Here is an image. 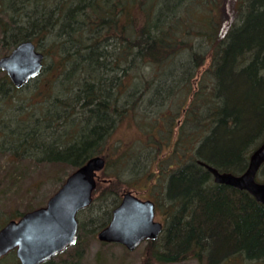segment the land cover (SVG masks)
Here are the masks:
<instances>
[{
    "label": "trees",
    "instance_id": "16d2710c",
    "mask_svg": "<svg viewBox=\"0 0 264 264\" xmlns=\"http://www.w3.org/2000/svg\"><path fill=\"white\" fill-rule=\"evenodd\" d=\"M231 1L0 3V12L11 23L0 27L6 52L29 40L40 50L46 41L63 66L61 89L53 90L48 100L42 98L52 104L34 115V121L45 118V128L21 124L25 115L18 107L22 129L9 127L7 135L4 123L0 126V133L13 139L7 150L35 156L38 162L64 164L72 172L90 158L104 156L102 173L111 183L102 188L98 182L94 196L102 190L88 208L115 200L105 213L108 219L89 221L94 222L89 230L93 236L109 224L120 204L119 195L129 186L126 171L132 181L146 182L155 197L146 199L164 215L161 235L147 242V264L191 259L197 264H264V205L246 191L216 184L197 163L241 173L251 153L264 143V0H236L226 23L222 8ZM24 87L16 88L6 74L0 81V99L9 100L11 88L18 93ZM178 90L183 96L177 101ZM147 102L156 111L143 109ZM138 113L142 116L136 143L143 149L116 152L120 146H109L114 130ZM82 229L85 223H79L76 245L57 256L71 257L58 264H81L88 246L81 241ZM0 264L21 263L11 252Z\"/></svg>",
    "mask_w": 264,
    "mask_h": 264
},
{
    "label": "water",
    "instance_id": "95a60500",
    "mask_svg": "<svg viewBox=\"0 0 264 264\" xmlns=\"http://www.w3.org/2000/svg\"><path fill=\"white\" fill-rule=\"evenodd\" d=\"M45 55L29 40L14 47L0 58V71L9 76L16 88L36 79L44 68ZM213 176L216 184L246 191L264 205V182L257 180L264 166V143L250 155L241 173L221 172L198 160ZM106 158L95 156L72 172L46 206L10 220L0 229V259L15 252L21 264L46 263L76 245L79 232L78 214L94 200ZM105 181V180H104ZM164 224L156 220V205L141 199L132 191L122 194L120 204L112 211L109 224L98 232L100 242L119 244L133 252L146 241L156 240Z\"/></svg>",
    "mask_w": 264,
    "mask_h": 264
},
{
    "label": "rangeland",
    "instance_id": "374dc122",
    "mask_svg": "<svg viewBox=\"0 0 264 264\" xmlns=\"http://www.w3.org/2000/svg\"><path fill=\"white\" fill-rule=\"evenodd\" d=\"M235 1L236 0L226 2L224 4V7L222 8L225 17H223L222 14L221 19L226 23L230 22L231 20L229 19H232L233 17L234 12L232 10V6L235 4ZM0 3H2V0H0ZM22 16L23 13H21L20 17ZM6 24L10 25V20L6 15L0 12V27ZM1 38L2 33L0 29V39ZM41 47L46 50L47 57L44 61V69L42 70V73L39 75V77L29 85L25 86L23 89H21L18 93H15L14 91L12 92L11 88V92L9 91L6 96L7 99L10 98L9 100L2 101L0 99V122L2 123L0 124V126H2L4 123L5 128L3 129V132L7 131V135L11 133V131L8 130L9 127L13 131L22 129L19 128V124H17L18 118L16 117V113L18 107H22L23 110L19 108L18 110L23 111V114L25 115L22 117L21 124L26 122L29 123V125H33L35 123L34 125H38L40 127V131H42L45 128V124L42 120H44L45 118L41 120H38L36 118V121H34V115L38 117L40 113H43L41 112V108L43 106L45 108H49L50 104L52 103L49 101L43 102V100H48L49 97L53 95V90L58 91V87H60V89L62 87L60 72L63 69V66L62 64H60V56L57 52L51 53L50 50H53V45L51 43L45 41V43H43ZM64 47L68 48L69 46L64 45ZM42 48H40V51L43 50ZM78 48L79 46H77V49ZM8 53L9 52H6V50L0 44V58L4 55H7ZM5 75L6 72L0 71V81L5 77ZM179 90L177 91V96L179 97L176 98L177 101L183 96L181 91ZM189 100L188 106L190 104ZM143 107V109L146 108L149 111L151 110L152 112L156 111V109L148 102L147 104H144ZM54 110L55 109L53 108L52 111ZM172 110H176V108H173ZM135 115L136 116L132 117V120L129 118H124L123 122L120 123L119 126L114 130V134H112V137L110 138L109 146H120V150H116V152L125 150L128 151L135 148L140 150L143 149V146L140 143H136V140L140 138V126L137 122H141L140 116L142 115L139 113L138 115ZM181 119H183V116L181 117ZM3 132L1 131L0 133V147H3L2 149L0 148V227H2V225L7 221L9 222L11 217L25 214L27 212L46 206L49 199L60 189L68 176L72 173L70 167L64 164L50 163L46 160L38 162L36 161L35 156H19L18 154L7 150V147L12 144L13 139H11L10 136L8 137L6 133L4 134ZM16 143L17 140L13 144ZM166 148L164 150L165 152L167 150ZM21 151L23 150L21 149L18 152L20 155H22ZM166 155L167 152L163 155V157ZM110 159L112 162L117 160L115 153L111 155ZM152 168L156 172V162L153 163ZM131 175L132 174L128 171H126V173L124 174V178L128 180L129 186H127L128 184L126 185L123 192L119 195L120 197H122V194L127 191H132L143 199L154 197L151 196L146 182L132 181L130 177ZM258 180L264 182V167H262L259 171ZM100 181L103 182L102 188L105 187V184L111 183V180H109L108 177H105L103 173H101L99 182ZM106 186L109 187L110 185ZM101 190L98 193L99 195ZM96 195L94 196V198H97ZM114 200L115 199L112 197L106 201L104 200L95 202L90 208L79 213V223L80 225L82 223H85L86 229V233L85 229H82L80 231L81 241L86 246L88 245L86 253L81 260V264L148 263L147 260L148 256H150V253L147 248V242H144L135 251L130 252L121 245L104 244L98 240L97 235L93 236V234H90L89 230L93 228L94 222H92L91 224L89 221L91 219L99 221L108 219L109 215L105 213L108 209L109 211L111 210ZM162 211L163 210H161L159 214H156V220L163 223L164 215ZM70 249H72V247ZM67 257H71V254L65 255L64 257H56L55 259H53L55 260L54 264L60 263L61 259H66ZM64 262L65 261H63V263L61 264H65ZM177 264L197 263L195 260L191 259L187 260L186 262Z\"/></svg>",
    "mask_w": 264,
    "mask_h": 264
}]
</instances>
